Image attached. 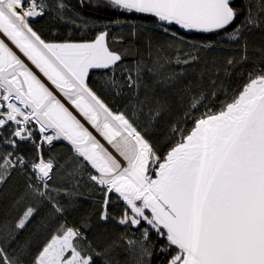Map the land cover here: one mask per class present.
Returning a JSON list of instances; mask_svg holds the SVG:
<instances>
[{"label": "snow or ice", "instance_id": "snow-or-ice-1", "mask_svg": "<svg viewBox=\"0 0 264 264\" xmlns=\"http://www.w3.org/2000/svg\"><path fill=\"white\" fill-rule=\"evenodd\" d=\"M0 264H264V0H0Z\"/></svg>", "mask_w": 264, "mask_h": 264}, {"label": "trees", "instance_id": "trees-1", "mask_svg": "<svg viewBox=\"0 0 264 264\" xmlns=\"http://www.w3.org/2000/svg\"><path fill=\"white\" fill-rule=\"evenodd\" d=\"M73 2H74V0H73ZM86 11L89 12V14L94 16V17H104L107 15L104 12L94 11L93 9H87ZM43 25H44V21H39L37 24L38 27L43 26ZM117 27H119V26H117ZM201 35H203V34L193 33V34H190V38L191 39H199L201 37Z\"/></svg>", "mask_w": 264, "mask_h": 264}]
</instances>
